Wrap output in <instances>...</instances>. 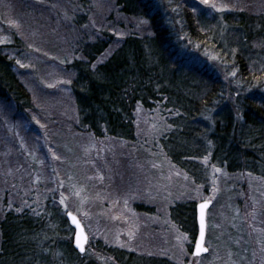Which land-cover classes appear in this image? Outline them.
<instances>
[{
	"label": "rangeland",
	"instance_id": "1",
	"mask_svg": "<svg viewBox=\"0 0 264 264\" xmlns=\"http://www.w3.org/2000/svg\"><path fill=\"white\" fill-rule=\"evenodd\" d=\"M198 1L220 15L264 4ZM179 2L164 0L171 11L180 9ZM145 28L143 20L119 14L115 0H0V49L9 44L4 50L11 51L34 100L32 109L21 110L25 120L0 105V219L11 210L36 221L48 218L42 248L52 258L61 256L59 241L73 237L60 223L71 212L87 233L83 254L98 264H123L114 254L119 251L176 264H264V177L230 173L208 153L193 170L177 165L164 147L173 114L138 106L134 141L58 128L74 118L66 66L76 57L82 32L104 29L120 40L129 29ZM197 48L200 58L219 64L213 52ZM204 200L212 202L208 252L196 257L193 210Z\"/></svg>",
	"mask_w": 264,
	"mask_h": 264
},
{
	"label": "trees",
	"instance_id": "2",
	"mask_svg": "<svg viewBox=\"0 0 264 264\" xmlns=\"http://www.w3.org/2000/svg\"><path fill=\"white\" fill-rule=\"evenodd\" d=\"M179 3L171 11L164 0H115L122 16L147 21L144 31L129 29L118 40L104 29L93 35L82 30L76 57L66 66L74 118L58 128L134 141L136 108H158L173 114L164 147L180 167L193 170L208 153L230 173L264 177V4L220 15L198 0ZM8 45L0 49V105L25 120L21 110L32 109L34 100L11 51L4 50ZM195 47L213 52L219 64L200 58ZM60 219L74 233L67 215ZM36 220L28 212L4 214L0 264L99 263L80 252L73 237L59 241L61 256L52 258L42 241L49 219ZM114 254L123 264H176L143 252Z\"/></svg>",
	"mask_w": 264,
	"mask_h": 264
},
{
	"label": "water",
	"instance_id": "3",
	"mask_svg": "<svg viewBox=\"0 0 264 264\" xmlns=\"http://www.w3.org/2000/svg\"><path fill=\"white\" fill-rule=\"evenodd\" d=\"M206 201H210V200H204V201H201L199 203H197V206H196V213H197V225H198V234H197V237H196V240H195V243H194V246H193V255L196 256V257H200L204 254H206L207 252H201L199 255L195 254L196 253V244L199 242V216H200V208H199V205L202 204V203H205ZM212 202H210L207 206V208L204 209V218H205V238H204V244L203 246L206 247L208 249V247L205 245V240H206V229H207V211L209 209V207L211 206ZM69 213V212H68ZM75 217L76 218V221H78V224L77 223H74L73 222V219L72 217ZM67 218L69 220V223L70 225L74 228L75 230V233H74V242H75V247L80 251V248L78 247L77 243H76V239H77V236H81V242L84 243V249L86 248L87 246V242H88V237H87V233L84 229V226L82 225L81 221L79 220V218L72 214V216H68L67 215ZM81 230H83V233L81 234ZM86 236V242L84 241L83 237ZM80 252H83V251H80Z\"/></svg>",
	"mask_w": 264,
	"mask_h": 264
},
{
	"label": "snow or ice",
	"instance_id": "4",
	"mask_svg": "<svg viewBox=\"0 0 264 264\" xmlns=\"http://www.w3.org/2000/svg\"><path fill=\"white\" fill-rule=\"evenodd\" d=\"M204 4H208L209 0H203ZM147 21H145L146 23ZM233 75H235V73H233ZM217 171H219V169H217ZM211 201H206L205 203H202L199 205L200 208V216H199V242L196 244V253L197 255H199L201 252H207L208 249L206 247L203 246L204 244V238H205V218H204V209L207 208L208 204ZM61 203H63V198L61 200ZM68 216H72V213L69 212L67 213ZM73 222L78 224V221H76V218L73 216L72 217ZM83 233V230H81V234ZM84 241L86 242V236L83 237ZM76 243L78 245V247L80 248V251H84V243L81 242V236H77L76 239Z\"/></svg>",
	"mask_w": 264,
	"mask_h": 264
}]
</instances>
